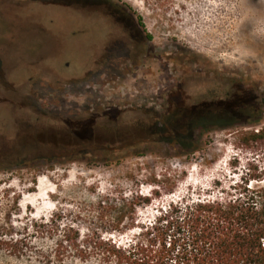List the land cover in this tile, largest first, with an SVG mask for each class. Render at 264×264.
<instances>
[{
  "label": "rangeland",
  "instance_id": "obj_1",
  "mask_svg": "<svg viewBox=\"0 0 264 264\" xmlns=\"http://www.w3.org/2000/svg\"><path fill=\"white\" fill-rule=\"evenodd\" d=\"M53 1L66 0H0V226L20 249L0 248V264H97L74 253L60 261L57 243L69 227L102 229L101 196L118 208L134 200L128 217L151 223L172 202L264 178V141L241 137L264 127V112L199 130L192 148L163 140L235 90L264 100V0H85L102 7L65 6V22L121 20L128 38L29 41ZM134 233L112 235L124 243Z\"/></svg>",
  "mask_w": 264,
  "mask_h": 264
},
{
  "label": "trees",
  "instance_id": "obj_2",
  "mask_svg": "<svg viewBox=\"0 0 264 264\" xmlns=\"http://www.w3.org/2000/svg\"><path fill=\"white\" fill-rule=\"evenodd\" d=\"M72 3L96 4L85 0L61 4ZM263 112L261 95L244 88L235 90L227 98L194 108L193 120L178 125L174 138L163 140L175 147L192 148L199 130L230 127L254 120ZM241 137L246 143L264 141V127L243 132ZM263 180V176H255L222 188L220 197L172 202L159 210L151 223L128 217L125 209L135 207L134 200L126 203L123 199V206L118 208L109 196H101L97 218L102 229L87 227L88 232L81 234L69 227L57 243V257L64 261L74 253L84 263L97 264H264ZM125 230L135 233L124 243L112 235ZM6 232L0 226V248L20 252L18 240L13 234L4 237Z\"/></svg>",
  "mask_w": 264,
  "mask_h": 264
},
{
  "label": "flooded vegetation",
  "instance_id": "obj_3",
  "mask_svg": "<svg viewBox=\"0 0 264 264\" xmlns=\"http://www.w3.org/2000/svg\"><path fill=\"white\" fill-rule=\"evenodd\" d=\"M38 4H18L16 5V8L20 11H27L30 8L36 7ZM43 10L51 12L47 15H43L44 23L40 28L38 26H35V29H39L40 33L42 35H36V36H29V41H33L32 39H38L39 41L44 42H50V43H86V42H114L116 39H114V36L118 39L117 35H119L121 32H123L126 39L129 36V26L121 23L119 20H114L116 24L114 26L109 25L106 26L105 29L103 27L99 26H93L88 27L87 26H80V25H69L67 22H65L64 13L62 12L65 6H68L70 12L74 10H79L81 8L83 9H99L102 7V5L98 4H61V3H53L50 4H44ZM39 7H41L39 5ZM67 8V7H66ZM60 9V10H59ZM74 9V10H71ZM79 12V11H75ZM109 13H107L108 15ZM70 17H77L78 16L74 14L68 15ZM42 18V17H41ZM34 24V23H33ZM82 27V28H81ZM27 31V29H26ZM85 34H89L88 36ZM11 40L19 41V39H22L24 41L25 39H28V37H19L17 36L15 39L10 37ZM18 38V39H17ZM24 39V40H23ZM26 41V40H25Z\"/></svg>",
  "mask_w": 264,
  "mask_h": 264
},
{
  "label": "built area",
  "instance_id": "obj_4",
  "mask_svg": "<svg viewBox=\"0 0 264 264\" xmlns=\"http://www.w3.org/2000/svg\"><path fill=\"white\" fill-rule=\"evenodd\" d=\"M256 131H258V129Z\"/></svg>",
  "mask_w": 264,
  "mask_h": 264
}]
</instances>
